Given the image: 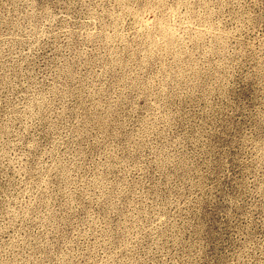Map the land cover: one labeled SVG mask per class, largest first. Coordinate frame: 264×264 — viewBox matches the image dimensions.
<instances>
[{"label":"rangeland","instance_id":"374dc122","mask_svg":"<svg viewBox=\"0 0 264 264\" xmlns=\"http://www.w3.org/2000/svg\"><path fill=\"white\" fill-rule=\"evenodd\" d=\"M0 264H264V0H0Z\"/></svg>","mask_w":264,"mask_h":264}]
</instances>
